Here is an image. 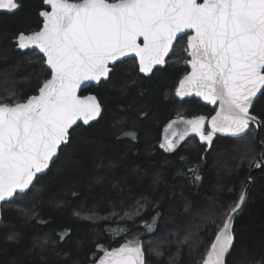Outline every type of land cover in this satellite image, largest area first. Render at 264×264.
<instances>
[{
    "label": "trees",
    "instance_id": "1",
    "mask_svg": "<svg viewBox=\"0 0 264 264\" xmlns=\"http://www.w3.org/2000/svg\"><path fill=\"white\" fill-rule=\"evenodd\" d=\"M19 2L22 7L13 13L0 11V97L11 90L17 94L13 99L26 100L49 74L37 53L18 52L12 43L19 33L41 27L42 0ZM185 51L184 37L165 68L150 77L139 75L135 61L126 60L113 67L106 82L84 91L97 97L101 115L70 132L71 142L27 195L1 206L0 264H94L104 250L133 240L141 243L147 264H203L218 228L198 231L201 214L222 226L249 176L248 200L233 222L235 242L226 264L264 260V163L260 172L251 173L264 152V124L258 139L250 126L243 139L215 136L208 146L192 137L173 152L160 147L165 127L176 117L214 113L196 99L179 101L172 95L187 72ZM251 114L264 121V97ZM125 132H134L136 139L122 136ZM189 168L198 169L201 182L193 183ZM186 205L197 214H185ZM77 211L95 215L84 220L74 215ZM189 231L194 234L189 242L178 244ZM45 239L46 247L33 248ZM150 248L163 255L150 254Z\"/></svg>",
    "mask_w": 264,
    "mask_h": 264
},
{
    "label": "snow or ice",
    "instance_id": "2",
    "mask_svg": "<svg viewBox=\"0 0 264 264\" xmlns=\"http://www.w3.org/2000/svg\"><path fill=\"white\" fill-rule=\"evenodd\" d=\"M42 5L47 6L38 13L42 27L30 34L21 32L15 39L21 50H39L51 76L39 85L38 94L26 100L13 99L17 94L11 90L0 97V202L12 203L17 196L27 195L40 175H46L59 159L62 146L71 142L70 130L79 126L77 122L89 125L101 115L97 97L78 96V89L109 79V65L129 53L138 58L141 73H151L155 65L165 63L174 41L184 35L191 58L185 63L191 71L180 80L175 95L184 98L194 93L210 104L219 102V109L207 122L211 127L207 134L205 117L181 118L188 129L179 134V140L166 137L160 147L173 152L189 130L211 145L216 133L243 139L250 125L264 124L250 113L258 94L264 97V0H42ZM21 7L19 0H0V10L8 13ZM121 135L136 139L134 132ZM171 135L178 134L173 131ZM188 172L193 183L201 182L198 169L189 168ZM252 179L248 177L244 189ZM246 203V192L241 190L222 226L214 217L201 214L203 223L196 226L198 231L201 227L218 228L203 264H226V254L235 242L234 214ZM184 212L197 214L190 205ZM74 215L91 220L95 213L82 216L77 211ZM147 227L153 230V225ZM193 235L189 231L177 243L186 244ZM64 239L61 235L60 240ZM47 244V239L38 240L33 248L43 249ZM149 253L163 255L158 248H150ZM98 264H147L146 252L139 241H128L104 250Z\"/></svg>",
    "mask_w": 264,
    "mask_h": 264
},
{
    "label": "water",
    "instance_id": "3",
    "mask_svg": "<svg viewBox=\"0 0 264 264\" xmlns=\"http://www.w3.org/2000/svg\"><path fill=\"white\" fill-rule=\"evenodd\" d=\"M201 2H202V0H201ZM43 7L47 8V6H44V5H43ZM47 10H50V9H47ZM39 19H40V21H41V27H42L43 20H42L41 17H39ZM187 32H188V34H192L191 30H187ZM184 37H187V35H184L183 38H184ZM179 40H180V39H179ZM179 40L174 41V46H175V44H176ZM138 42H140V41H138ZM12 43H13V45L16 47L15 50L18 51V52H21V53H25V52H28V51H30V52H35V53H37L40 57H42V54L39 53V50H38V49L30 48V49H24V50H21V49H19V48L17 47L16 39H15ZM186 48H187V46H186ZM172 50H173V49H172ZM172 50H170L169 54L165 57V63H164L163 65H155V66L153 67V71H152L151 73H148V74H144V73H141V72L139 71V62H138V58L135 57V55L132 54V53H129V54L126 55V56L120 57L119 60H118L114 65H109V67H110L111 72H112V68H113L116 64L121 63V62L126 61V60H134L139 75L144 76V77H150V76L153 74L154 71H156V70H161V69H164V68H165L166 63H167L168 59L170 58V56H171V54H172ZM187 59L189 60V59H191V58L187 55ZM44 68H45V69L47 68V66H46L45 64H44ZM186 69H187V73H186V74H188V73L191 71V66H190L189 64H187V63H186ZM46 71L48 72V74H49V78H50V76H51V72H50V70H46ZM111 72H110V74H111ZM186 74H185V75H186ZM185 75H184V76H185ZM184 76H182V77L179 79V81H178L177 84H176V88L179 87V82H180V80H181ZM49 78H48V79H49ZM107 80H108V79H107ZM107 80H102L101 82H106ZM101 82H100V83H101ZM100 83H99V84H100ZM99 84L96 83V82H94V81H93V82H90L87 86H82L80 89H78V91H77V95H78V96H81V97H83V96H89V95H91V94H83L84 91H86V90H87L89 87H91V86H93V87H97ZM176 88H175V91H176ZM37 94H38V92H37ZM175 97H176V99L179 100V101H182V100H184V99H196V100H198L202 105L207 106V107H209V108L212 109V110H215L212 116H214L215 113H216V111L219 109V102H217L216 104H210V103H208L207 101H205L203 98H201V97H197L194 93H193L191 96H186V97H184V98L177 97L176 95H175ZM259 97H260V94H258V98H259ZM97 100H98V99H97ZM251 110H252V108L250 109V113H251ZM212 116L209 117L208 121L211 120ZM99 117H100V116H98L97 119L94 120V121H90V122H89V125L95 123V122L99 119ZM77 124H78L79 126H83V127H87V126H89V125H84L82 121H78ZM250 126H252V127L256 130V139H258V138H259L260 129H261V125H260V126H257V125H250ZM76 127H78V126H74L73 129L76 128ZM208 128H209V130L211 131V127H210L209 124H208ZM73 129H72V130H73ZM72 130H70V132H71ZM215 136L225 137V138H233V137L225 136V135H223V134H221V133H216V134L213 136V138H214ZM198 139L200 140L199 136H198ZM208 146H209V144H208ZM62 147H63V146H62ZM257 163H261V167H259V168H257V167H253V169H252V171H251V173H253V174H256V173L260 172V171L262 170V168H263V163L261 162V159H260V158H258ZM47 172H48V171H47ZM40 176H43V175H40ZM250 186H251V183L249 184V186H248L247 189H244V191L246 192V195H247V200H248V191H249ZM4 203H5V202H0V212H1V206H2ZM245 206H246V204L242 205V210H239L237 214H234L236 218L241 214V212L243 211V209H244ZM234 220H235V219H234ZM234 220H233V222H234ZM214 240H215V236H214V238H213L211 244L214 242ZM210 248H211V245H210V247H209V250H210ZM209 250H208V251H209ZM206 255H207V254H206ZM205 257H206V256H205ZM226 257H227V254H226Z\"/></svg>",
    "mask_w": 264,
    "mask_h": 264
},
{
    "label": "rangeland",
    "instance_id": "4",
    "mask_svg": "<svg viewBox=\"0 0 264 264\" xmlns=\"http://www.w3.org/2000/svg\"><path fill=\"white\" fill-rule=\"evenodd\" d=\"M0 11H4V10H0ZM187 46V39L185 38V47ZM184 54H185V58H186V60H188L187 59V48H186V51L184 52ZM185 65V67H186V63L184 64ZM187 73V72H186ZM185 75V74H184ZM183 75V76H184ZM176 88V87H175ZM175 88H174V90H173V93H172V95L175 97ZM203 117H205V116H203ZM181 118H183V117H181V116H179V117H176L173 121H175L176 123H173V121L172 122H170L166 127H165V129H164V134H163V137H162V140H161V142H160V145L162 144V143H164L165 142V139H166V137H170V138H172L173 140H179V134H181V133H183V132H185V130L186 129H188V126L187 125H185L184 123H182L181 122ZM194 118H196V117H194ZM183 119H185V120H187L188 118H183ZM189 119H193V118H189ZM205 119H206V121H205V125H204V132H205V134H207V132L208 131H210L209 130V128H208V118L207 117H205ZM171 124V128H169V125ZM173 131H175V132H177V136H175V137H172V132ZM256 135V134H255ZM198 135L197 134H195V133H192L190 130L188 131V134L185 136V138H184V140H182V141H179V144L177 145V147L179 146V145H181L184 141H186L187 139H189V138H192V137H197ZM176 147V148H177ZM163 151H165V149L164 148H161ZM165 152H168V151H165ZM256 163H257V161H256ZM255 163V164H256ZM192 230V229H191ZM125 244V243H124ZM123 245V244H122ZM110 251V250H109ZM103 254H104V252L102 253V256L94 263V264H98V262H99V260L103 257Z\"/></svg>",
    "mask_w": 264,
    "mask_h": 264
},
{
    "label": "flooded vegetation",
    "instance_id": "5",
    "mask_svg": "<svg viewBox=\"0 0 264 264\" xmlns=\"http://www.w3.org/2000/svg\"><path fill=\"white\" fill-rule=\"evenodd\" d=\"M186 39H187V37H185ZM205 121H206V119H205Z\"/></svg>",
    "mask_w": 264,
    "mask_h": 264
},
{
    "label": "bare ground",
    "instance_id": "6",
    "mask_svg": "<svg viewBox=\"0 0 264 264\" xmlns=\"http://www.w3.org/2000/svg\"><path fill=\"white\" fill-rule=\"evenodd\" d=\"M58 246V245H57Z\"/></svg>",
    "mask_w": 264,
    "mask_h": 264
}]
</instances>
